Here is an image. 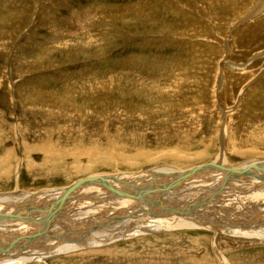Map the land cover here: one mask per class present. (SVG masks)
Here are the masks:
<instances>
[{"label": "rangeland", "instance_id": "rangeland-1", "mask_svg": "<svg viewBox=\"0 0 264 264\" xmlns=\"http://www.w3.org/2000/svg\"><path fill=\"white\" fill-rule=\"evenodd\" d=\"M223 132H227L224 139ZM163 133L166 137L160 136ZM17 135L26 144L49 136L63 138L67 147L75 149L101 144L107 137L109 149L118 153L135 149L127 144L133 135L134 142L139 137L159 140L158 135L162 139L174 135L181 149V144L191 141L190 152L203 160L214 157L218 142L263 155L264 0H0V144L11 146L13 154L24 158L19 170L21 191L37 193L49 189L42 187L46 183L56 187L76 181L71 172L74 161L68 158L59 160L65 171L52 173L54 179L43 178L50 166L44 164L49 160L41 152L30 153L28 169ZM74 138L83 143L75 144ZM161 144L151 148L166 150L168 145ZM164 159L128 167L135 169L128 172L142 178L152 173L151 167L156 166L152 164L175 166ZM228 159L229 167L246 162ZM205 162L187 170L176 168L189 171L209 164L218 168L215 160ZM8 165L10 177L17 176V162ZM111 169L109 163H96L82 176L99 171L100 177ZM10 182L0 178V198L14 192ZM183 208L192 209L191 205ZM103 224L116 227L106 220ZM104 229L102 234L116 230ZM185 229L139 235L144 237L141 243H134L138 237H132L103 244L97 251L104 253L76 255L80 248L75 247L46 260L53 264H217L210 245L205 252L193 247L194 240L206 246L219 233L226 238L218 239L220 246L233 244L225 254L229 264H264V239L236 243L247 238L216 234L208 227ZM174 232H184L177 237L187 240L168 236ZM189 235L200 238L192 240ZM31 249L28 253L36 252ZM68 254L75 256L60 259Z\"/></svg>", "mask_w": 264, "mask_h": 264}, {"label": "bare ground", "instance_id": "bare-ground-1", "mask_svg": "<svg viewBox=\"0 0 264 264\" xmlns=\"http://www.w3.org/2000/svg\"><path fill=\"white\" fill-rule=\"evenodd\" d=\"M186 78L189 80V77L186 76ZM226 79H228L227 75ZM226 124L228 125V123ZM227 132H223V139L227 136ZM136 133L139 135V132ZM125 134L126 132L124 136ZM163 134L160 136L166 135V133ZM16 137L24 147L27 157L25 160H29L28 164H26L29 165L28 169H31L28 157L30 153L41 152L49 160V162L44 164L50 166L43 172V174L47 175L43 178L49 179L52 173L65 171L63 169L65 167L60 168L59 164V160L63 158L74 161L73 171L71 172H74L77 176L75 177L76 181L73 182L72 180L73 183L68 184L69 186L62 185V183L53 187V185L46 183L42 187L49 189L37 193L28 192L27 190L21 191L19 170L23 166L22 161L24 158H19L17 154H13L14 149L11 146L7 147L3 143L0 144V178H4L6 182H10V180L14 182H10L13 183L14 187L13 195L8 192V194H3L4 197H8L7 199L0 198V264H26L27 262L30 264L35 262L38 264H53L50 260H46V257L61 252L67 254L68 251H73L75 247L80 248L78 250L80 252L74 253L76 255L85 256L91 252L104 253L105 251H97L103 244L106 246L124 238L185 228L201 229L208 227L213 229L216 234L224 232L235 237L247 238H244L245 240H241L242 238L235 240L236 243L242 241L248 243V241L252 240L250 238L264 239V154H247L250 150L245 152L240 146L237 148L235 144H231L228 148L225 142L223 144L218 142V144L215 143L217 152H215L214 157L203 160L200 154L195 155L190 152L193 147L191 141L186 142L188 145L181 144L183 146L181 149L179 147L180 144L175 141V136L173 140H171V137H169L171 139H164V137L162 139L159 135V140H156L155 137L151 140L148 139V136L143 139L139 137L134 142L133 135L132 138H129L130 142L127 144L135 149H131L129 153L123 150L124 148L119 153L116 149H109V141L111 140L107 139V137L106 139L103 138L104 140L102 141L100 140L101 144L92 143L82 149L67 147L68 144L63 138H52V136H49L41 138L38 143L26 144L20 135ZM74 140H77V143H75L77 145L83 143L79 141V138H74ZM153 140L154 144L151 143ZM157 143L158 145L159 143L168 145L167 149L155 150L154 148L153 150L151 147H155ZM117 144H119V141ZM146 147L151 149L146 150ZM228 157H239L240 160H245L246 162H242L240 164L242 166L231 164L229 167L227 163L231 162ZM159 158H166L164 161L168 160L171 164H175V166H160L159 163L152 164L156 165L152 166V169L163 170L160 173L161 179H154L155 176L152 175V181H148L147 177H142L145 173L141 174L142 178H140L138 174L135 176L133 172H128L135 170L128 167L140 168L148 166L151 163L159 162ZM209 159L210 163L211 160H215V163H218V168L215 169L212 164H209L202 165L200 168L188 169L189 171L180 170L196 167L205 161H209ZM187 160L189 162H186ZM193 160L195 164H189ZM10 161L13 165L16 162L19 165L17 167L18 171L16 170L17 176L13 175L10 177L11 170L8 165ZM103 162L112 166L111 173L106 170V172H103L106 174L100 176L104 178L102 179L97 177V174H101L99 171H93V175L90 174L91 176L89 177H95L94 181L75 187L77 183L84 179L82 174H86L90 169H93L96 163L103 164ZM176 167H180V169ZM123 170H127V172ZM149 173L147 172L144 176H148ZM64 174L62 173V175ZM184 175L185 178L181 181ZM130 178H133L134 181H131ZM51 179H54V177ZM41 180L43 181V179ZM70 188L72 190L66 193ZM224 193L227 195H224ZM63 194L66 196H63ZM53 205L55 206L53 207ZM185 205H191L192 209L190 211L183 210ZM188 213H191L192 217H189ZM26 214L27 216H25ZM105 220L115 224L116 227L104 225L103 222ZM105 227L116 230L113 233L102 234L106 232ZM120 228L121 230H119ZM183 233L174 232L168 236L175 237L174 240L178 241L180 238L177 236ZM189 236L193 240L194 235ZM194 237L200 238V236ZM203 237L205 239L208 238L207 235ZM4 238H7V240ZM220 238L223 239L218 233L213 238L215 240H210L206 246H203L201 242L199 246L197 244L198 241L194 240L193 248L205 252L206 247L210 245L211 251L217 257L213 256V260L215 261L216 259L217 264H229L225 254L226 251L233 248V244L229 245L230 241L228 240L229 243L227 242V245L220 246V243H217ZM143 239L144 237H138L133 242L141 243ZM181 239L185 240L186 238ZM134 245L136 246V244ZM31 246L36 252L28 253ZM96 246L97 248H94ZM187 246L192 247L190 245ZM45 247L46 249H44ZM122 249L125 248L122 247L120 250ZM145 251L152 255L156 253L155 251ZM74 256H69L68 254V256L60 257V259ZM202 256L206 255L202 254Z\"/></svg>", "mask_w": 264, "mask_h": 264}, {"label": "water", "instance_id": "water-1", "mask_svg": "<svg viewBox=\"0 0 264 264\" xmlns=\"http://www.w3.org/2000/svg\"><path fill=\"white\" fill-rule=\"evenodd\" d=\"M151 173V172H150ZM159 173V172H158ZM182 177V176H181ZM184 177H185V175H184ZM184 177L182 178V179H184ZM100 178H102V179H104L103 177H100ZM93 179H95V177H87V178H84L83 180H81L79 183H77L76 185H75V187H77V186H82V185H85V184H87L89 181H94ZM182 179H181V181H182ZM75 187H73V188H75ZM72 189L70 188L69 190H67L66 191V193L67 192H70ZM143 191V190H142ZM141 191V192H142ZM66 193H64V194H66ZM63 194V196H66V195H64Z\"/></svg>", "mask_w": 264, "mask_h": 264}]
</instances>
